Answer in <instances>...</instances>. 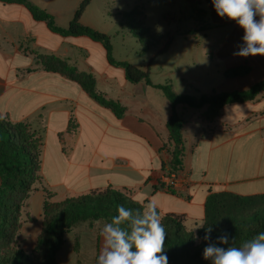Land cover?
Wrapping results in <instances>:
<instances>
[{
	"label": "crops",
	"instance_id": "1",
	"mask_svg": "<svg viewBox=\"0 0 264 264\" xmlns=\"http://www.w3.org/2000/svg\"><path fill=\"white\" fill-rule=\"evenodd\" d=\"M29 1L51 13L62 28L68 27L75 13L70 0ZM182 1L191 10V14H180L188 26L173 30L167 25L163 32H155L172 37V43L157 56L165 40L148 50L154 85L171 84L176 91L178 83L197 87L201 96L242 90L250 77H254L252 85L264 80V56L233 55L243 36L234 21L219 17L212 0ZM89 8L90 4L81 23L92 27L87 20ZM194 10L205 14L194 17ZM42 55L56 56L78 71L92 73L98 93L120 103L125 108L123 116L118 118L98 104L78 83L46 71L38 60ZM113 56L118 60L114 48ZM240 68L249 69L245 77L226 76ZM195 71L206 74L199 76ZM175 110L185 121L184 151L182 182L171 193L158 184L171 172L174 148L167 127L173 108L163 92L145 82H129L122 68L108 63L101 43L86 36L56 34L23 5L0 2V114L12 124L29 125L42 138L41 181L34 185L22 211L19 247L33 253L48 195L52 202H60L113 188L138 202L154 197L162 215L184 216L185 228L197 233L204 224L210 194H264V91L253 100L226 104L210 122L202 116L206 107L180 104ZM103 225L72 228L65 239L68 243L71 235L72 243H64L56 264H97Z\"/></svg>",
	"mask_w": 264,
	"mask_h": 264
},
{
	"label": "trees",
	"instance_id": "2",
	"mask_svg": "<svg viewBox=\"0 0 264 264\" xmlns=\"http://www.w3.org/2000/svg\"><path fill=\"white\" fill-rule=\"evenodd\" d=\"M0 2L23 5L36 21L46 23L56 34L64 37L86 36L101 43L106 50L108 63L122 68L129 82L133 84L145 82L160 89L173 108L172 116L167 123L170 141L174 144V148L170 150L171 172L181 170L184 151L182 131L185 121L176 112L177 105L181 104L193 109L206 107L202 116L204 120L210 122L218 117L226 104L253 100L264 91L263 80L246 90L213 91L196 99L176 93L171 84L154 85L150 79L149 66L146 70H142L127 61L116 60L113 56L110 36L81 23V17L91 0L81 2L67 28L58 26L51 13L29 0H0ZM193 12L197 17H203L205 14L201 10ZM121 19L124 22L122 27L124 25L128 27L131 35L140 43L142 50L139 55L157 49L165 40L162 48L156 52L155 56H157L164 53L172 43V37L144 29V7L141 11L132 9L123 12ZM38 60L46 71L58 73L78 83L98 104L110 109L118 118L123 116L125 108L120 103L98 93L92 73L78 71L75 66L53 55H42ZM248 70V68L231 70L226 76L245 77ZM37 136L29 125L12 124L0 114V264H56L57 254L72 228L81 224L92 226L95 223L110 222L111 218L118 214V205L131 209L142 208L141 203L131 198L125 191L113 188L91 191L60 202H52V196L48 195L43 206L42 232L33 253L27 254L19 247L17 237L23 224L22 211L27 206L34 185L41 181L42 138L36 139ZM158 184L163 189L164 185L160 181ZM166 191L175 193V189L172 188ZM159 214L167 232L164 252L168 257V264H211L210 260L203 258V249L208 243L203 239L206 230L211 227V242L225 248L233 246V243L234 246H239L264 232V194L252 196L231 192L210 194L205 204L204 224L197 233L185 228L184 216L162 215L160 212ZM224 233L229 235L228 244H220L217 239Z\"/></svg>",
	"mask_w": 264,
	"mask_h": 264
},
{
	"label": "clouds",
	"instance_id": "3",
	"mask_svg": "<svg viewBox=\"0 0 264 264\" xmlns=\"http://www.w3.org/2000/svg\"><path fill=\"white\" fill-rule=\"evenodd\" d=\"M212 4L219 17L234 21L243 30L242 43L233 55L264 56V0H212ZM140 203L138 209L118 205V214L104 223L97 264H168L164 252L167 232L158 204L154 197ZM211 232L209 227L203 237L208 241L203 258L211 264H264V232L227 248L211 242ZM217 239L220 244L229 243L227 233Z\"/></svg>",
	"mask_w": 264,
	"mask_h": 264
},
{
	"label": "rangeland",
	"instance_id": "4",
	"mask_svg": "<svg viewBox=\"0 0 264 264\" xmlns=\"http://www.w3.org/2000/svg\"><path fill=\"white\" fill-rule=\"evenodd\" d=\"M82 1L83 0H70L74 12ZM165 1L166 0H91L90 8L87 13V20L92 24V28L110 36L118 60L127 61L135 66L147 67L150 64V59L148 57L149 52L147 51L143 55H139L142 47L138 40L131 35L128 27L125 25L122 27L124 22L121 19V14L126 11H131L132 9L141 11L142 7H144L145 20L143 27L146 31L152 33L163 32V28L167 25L171 26L173 30L186 28L188 24L181 19L180 14H191L190 8H186L185 2L182 0H170L167 1V3H165ZM192 14L194 17H197L194 12H192ZM175 15L177 18L174 17ZM194 74L204 76L206 73L195 71ZM253 79L254 77L248 78L247 82H244V84L247 83V85L242 88V90H246L253 86ZM196 89L198 88L182 87L178 83V92L174 90L178 94H184L199 99L200 96L196 93ZM38 137L40 136H37L36 139H38ZM67 240L68 243H65V245L67 244L68 246L72 243V236L69 235Z\"/></svg>",
	"mask_w": 264,
	"mask_h": 264
},
{
	"label": "built area",
	"instance_id": "5",
	"mask_svg": "<svg viewBox=\"0 0 264 264\" xmlns=\"http://www.w3.org/2000/svg\"><path fill=\"white\" fill-rule=\"evenodd\" d=\"M181 171V170H180ZM180 171L170 172L169 174H164L160 179V183L164 185L163 189L168 190L170 188L175 189L181 184L182 179L179 176Z\"/></svg>",
	"mask_w": 264,
	"mask_h": 264
}]
</instances>
